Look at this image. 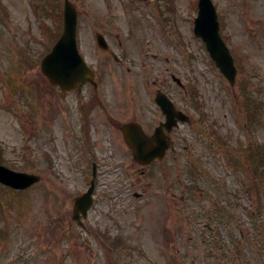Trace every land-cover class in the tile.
Instances as JSON below:
<instances>
[{"label": "rangeland", "instance_id": "rangeland-1", "mask_svg": "<svg viewBox=\"0 0 264 264\" xmlns=\"http://www.w3.org/2000/svg\"><path fill=\"white\" fill-rule=\"evenodd\" d=\"M70 1L98 88L126 96L128 120L133 110L149 114L146 94L159 90L191 120L174 132L179 152L168 171L164 163L142 175L129 159L127 173H98L94 206L79 226L74 202L91 175L73 168L75 143L56 142L60 129L48 139L57 98L40 69L62 32L64 0H0V164L42 177L23 192L0 190V264H264V0H213L238 68L233 86L194 34L198 0ZM96 32L121 65L98 50ZM26 59L35 65L25 68ZM4 79L21 105H7ZM239 150L254 156L244 168L225 156Z\"/></svg>", "mask_w": 264, "mask_h": 264}, {"label": "flooded vegetation", "instance_id": "flooded-vegetation-1", "mask_svg": "<svg viewBox=\"0 0 264 264\" xmlns=\"http://www.w3.org/2000/svg\"><path fill=\"white\" fill-rule=\"evenodd\" d=\"M113 55V51H110ZM116 61V60H115ZM119 63V62H118ZM87 84L82 89L70 92H62L52 87L51 90L57 98L54 123H50L48 139H53V129H60V134L55 141L61 140L70 144L75 143L72 150L73 168L78 173H126L127 160H133L126 141L122 135L121 128L127 122H138L142 125L145 134L152 136L155 130L165 122L166 116L162 114L155 104L151 106L148 113H140L133 110L134 119H127V110L131 109L130 102L127 103L126 96L121 91H109L99 89L98 84L89 89ZM153 101V93L146 94ZM45 107V106H44ZM60 123L56 124L57 117ZM47 123L43 120V127L47 129ZM46 132V131H45ZM167 133V132H166ZM174 143V131L167 133ZM109 144V150L106 145ZM153 144L155 142L153 141ZM106 149V150H105ZM187 149V147H186ZM176 152L174 145L165 153L161 163L165 162V171H168L169 161L173 159ZM160 162H154L157 166ZM137 170V164L131 163ZM131 166L129 171L131 170Z\"/></svg>", "mask_w": 264, "mask_h": 264}, {"label": "water", "instance_id": "water-1", "mask_svg": "<svg viewBox=\"0 0 264 264\" xmlns=\"http://www.w3.org/2000/svg\"><path fill=\"white\" fill-rule=\"evenodd\" d=\"M199 15L195 20V34L201 37L208 48L210 56L216 61L226 78L231 83L235 82L237 70L234 60L226 44H224L219 33V22L217 11L212 0H199ZM77 19L76 7L69 1H65L64 31L55 45L53 51L48 54L42 62V72L49 78L50 82L59 85L63 90H71L81 87L87 82H92L93 72L81 57L77 46ZM98 41L102 48L108 46L102 36L98 35ZM157 103L163 113L167 116L164 124L170 132L173 127H178V121H188V117L179 112L174 104L159 93ZM125 138L129 146L134 150L137 160L143 164H149L157 157H162L169 143L165 141V135L160 129L155 134L157 149L150 147V140H145L141 127L135 123L123 127ZM35 174L19 173L0 165V182L16 190H25L40 181ZM93 188L85 195L76 199L74 218L80 221V213L87 215L93 204Z\"/></svg>", "mask_w": 264, "mask_h": 264}, {"label": "trees", "instance_id": "trees-1", "mask_svg": "<svg viewBox=\"0 0 264 264\" xmlns=\"http://www.w3.org/2000/svg\"><path fill=\"white\" fill-rule=\"evenodd\" d=\"M227 157H229V160L233 163V165L237 166V163H236L237 161H236V157L235 156L230 154ZM250 157H252V156H250Z\"/></svg>", "mask_w": 264, "mask_h": 264}]
</instances>
